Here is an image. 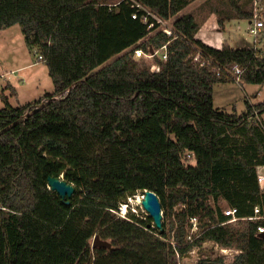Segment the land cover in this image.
<instances>
[{"label":"trees","instance_id":"16d2710c","mask_svg":"<svg viewBox=\"0 0 264 264\" xmlns=\"http://www.w3.org/2000/svg\"><path fill=\"white\" fill-rule=\"evenodd\" d=\"M137 1L175 17L178 36L149 37L133 0H0V28L22 26L54 84L18 106L1 93L0 264H178L177 254L207 241L239 251L195 264H264V217L234 223L220 206L227 201L239 217L258 206L264 216V101H246L241 114L217 109L215 84L235 78L192 57L201 50L237 63L242 81L264 84V54L197 38L195 17L178 15L194 0ZM167 42L160 71L135 57L138 45ZM62 173L75 184L71 198L49 188L48 177ZM147 188L161 199L163 230L117 212ZM96 234L112 248L92 247Z\"/></svg>","mask_w":264,"mask_h":264},{"label":"rangeland","instance_id":"374dc122","mask_svg":"<svg viewBox=\"0 0 264 264\" xmlns=\"http://www.w3.org/2000/svg\"><path fill=\"white\" fill-rule=\"evenodd\" d=\"M107 1L111 4H116L121 0ZM217 1L221 2L219 7L226 14L229 12L231 14L234 12L239 14V9L242 7L247 9L251 7V11L254 13L256 4L259 9V17L264 19V0H214V2ZM204 2L205 0H194L192 4H196L197 7L201 8ZM174 18H170L171 23H173ZM250 20V18L244 17L240 20V23L231 24V29L233 31L234 28L233 32H235V39L232 44L234 47L259 48L264 54V28L261 30L259 38H255L249 30ZM158 30L161 29H155L149 37ZM2 85H4V90L11 97L10 102L14 106L35 101L49 90L52 91L54 89L46 63L38 60L36 50L27 45L22 26L18 23L7 28H0V108L4 105L1 99ZM246 101L251 103L264 101V84L246 83L242 80L237 82L232 79L215 84L214 103L217 109L227 113L237 112L241 114L246 109ZM61 175L65 176V173ZM140 191L136 195H139ZM134 197V195H131L121 202L120 213L124 215L123 217L133 213L154 224L153 218L143 206L138 202L134 203L131 201V198L134 199ZM229 205L225 200L220 202L222 208L227 209ZM231 221L235 223L237 220L231 219ZM238 251L236 248L224 247L215 242L207 241L195 246L194 249L184 255L177 254V261L178 264H195L203 257L215 258L218 256H224L227 260H231Z\"/></svg>","mask_w":264,"mask_h":264},{"label":"built area","instance_id":"2783aa9c","mask_svg":"<svg viewBox=\"0 0 264 264\" xmlns=\"http://www.w3.org/2000/svg\"><path fill=\"white\" fill-rule=\"evenodd\" d=\"M133 6L135 7L134 12L132 13L133 18H140L141 21L145 24H148L152 27L153 30L160 28L162 32H165L171 39L178 36L177 32L173 28V23L170 22V18H163L155 11L150 9L149 7L143 5L137 0H133ZM259 14V9L255 4V10L253 13L252 20L249 25L250 32L255 36V38H259V34L261 30L264 28V19H261ZM256 39V40H257ZM146 38L141 39L139 42H143ZM139 43V44H140ZM135 57L138 59H143L149 64V68L151 71H160L161 64L157 61L167 60L168 59V42L163 44L160 47H153L149 45L148 50H145L140 45L135 48ZM192 57L195 62L199 63L202 67L210 68L212 71L216 72L217 75H221L222 73H226V76L235 78L237 82H240L241 74L243 73V68L237 64L233 63L230 66H224L218 63L212 56L206 55L201 50H197ZM44 59L42 54L38 55V60ZM151 62V64H150ZM264 119V114L261 116L257 114V120ZM190 156V155H189ZM257 178L258 182L262 189H264V164L257 166ZM120 210V209H119ZM260 208L258 206L255 207V215L249 217H239L238 209L236 207H228L224 209L226 215L231 216V219L238 220L239 218H262L264 216L259 215ZM119 215L124 216L117 211ZM192 228L191 234L198 231V221L196 217L191 218ZM189 235L190 239L193 237ZM258 234H264V224L258 225Z\"/></svg>","mask_w":264,"mask_h":264},{"label":"crops","instance_id":"0c3cea01","mask_svg":"<svg viewBox=\"0 0 264 264\" xmlns=\"http://www.w3.org/2000/svg\"><path fill=\"white\" fill-rule=\"evenodd\" d=\"M192 2L187 4L179 12L178 15L180 16L183 14H192L198 23V30L196 32L197 38H200L206 43L217 48H221L225 44H229L230 46L234 47L232 42L235 39L234 37L235 32H233L234 28L232 31L231 24L240 23V20L243 19V17L241 16H244L246 14H250V15L252 14V16L249 17L251 20L253 17V11H251V7L247 9L240 5L242 8L239 9V14H236L235 12L233 14H231V12L226 14L219 7V5H221V2L219 1L214 2V0H209V1L205 0V2L202 3L203 6L201 8L197 7L196 4H192ZM219 18L221 19L220 21ZM1 88H3V93L10 100L11 97L4 90V85H2Z\"/></svg>","mask_w":264,"mask_h":264},{"label":"water","instance_id":"95a60500","mask_svg":"<svg viewBox=\"0 0 264 264\" xmlns=\"http://www.w3.org/2000/svg\"><path fill=\"white\" fill-rule=\"evenodd\" d=\"M48 185L52 191H56L63 199L71 198L75 194V184L66 179L64 175L49 176ZM138 192L139 191L136 193ZM140 193L144 195L142 199V206L153 218L154 222V224L149 223L148 227L159 228L163 230L164 211L159 195L154 190L148 188L141 190ZM92 247L112 248V242L108 239H102L99 234H96L92 241Z\"/></svg>","mask_w":264,"mask_h":264},{"label":"bare ground","instance_id":"6f19581e","mask_svg":"<svg viewBox=\"0 0 264 264\" xmlns=\"http://www.w3.org/2000/svg\"><path fill=\"white\" fill-rule=\"evenodd\" d=\"M134 196H135L134 199L131 198V201L134 202V203H137L138 202V203H140L142 205V199H143L144 195H142L141 193H139V195H136L135 194Z\"/></svg>","mask_w":264,"mask_h":264}]
</instances>
